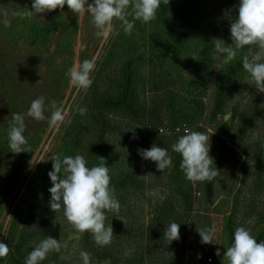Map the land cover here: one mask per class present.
<instances>
[{"label":"rangeland","instance_id":"obj_1","mask_svg":"<svg viewBox=\"0 0 264 264\" xmlns=\"http://www.w3.org/2000/svg\"><path fill=\"white\" fill-rule=\"evenodd\" d=\"M92 2L88 0V3ZM32 4L33 0H0V165L5 166L0 171L3 189L0 198V242L15 214L22 213L16 219L18 227H32L34 224L36 216L31 217L29 198L41 191L39 184L43 171L63 144V135L75 112L92 106L93 94L106 88L104 75L108 70L107 63L117 62L120 55L116 48L119 45L115 40L119 39L117 35H125L126 41H131V45L136 47L133 57L136 81L140 82V86L148 72L146 59L139 58L140 54L157 57L163 53L161 42L153 48L150 38L140 35L135 26L131 34H125L122 22L115 19L113 31L106 38L98 37L91 15L84 13L78 17L67 5L63 9L40 14L33 12L31 18L11 15L16 11L32 10ZM207 10L210 15L206 17V22L215 17L216 0L208 2ZM128 11L132 12L131 7ZM4 12L9 13V27L2 23ZM127 18L133 20L131 14ZM258 50L256 46L250 56ZM93 57L96 58V66L90 73L93 80L91 86L84 90L71 84L68 70ZM118 75L122 74L118 72ZM246 80H250V76L244 70L237 90L227 100L226 110L224 106V112L212 118L206 110H202L195 116L197 125L208 132L209 154L214 159L213 167L219 169V175L210 182L189 181L180 168L182 161L176 162L175 159H172V166L163 172L151 160H146L147 164L133 163L130 159L133 141L128 140V133L136 121L125 116L126 113L121 114V110L104 115L108 122L105 133L98 140L104 154L92 157L83 147L79 154L86 158L88 167L99 165L102 157L105 158L112 174L110 184L114 186L115 197L120 204L118 212H106V225L111 224L114 232L111 241L113 264H168L165 263L167 260L169 264H206V261L228 264L224 254L232 245L229 236L232 234L234 237L235 229L240 226L250 227L255 238L261 236L264 241V164L257 168L256 150L252 146L262 131L261 122L255 120L250 124L242 145L236 147L237 144L231 140L233 123L245 104L254 95L264 97V92H259L254 84ZM41 95L47 98L46 104L55 100L58 107L67 110L64 123L52 127L48 119L37 121L27 116L32 100ZM148 95L151 100L157 99L155 93ZM12 113L25 115L27 127L24 135L28 151L14 153L9 148L8 128ZM50 115L51 110L45 113L46 117ZM113 124L120 125V129L113 130ZM182 127L193 130L187 123ZM82 134L84 146L90 144L89 150H94L92 141L84 140L86 132ZM75 153L67 151L64 156L74 157ZM132 167L136 178L128 176L129 180L123 183L124 174H128ZM147 174L150 175L145 178L143 175ZM8 179H15L11 187ZM181 193L186 196V202ZM55 215L65 219L58 239L67 245L60 250L58 264H80L72 261L78 251L80 233L67 221L61 209ZM168 215L179 216L187 225L189 222L188 243L185 244L182 259L173 248L174 240L162 245L154 239L157 232L166 228ZM229 215H232V220ZM249 220L253 223L249 224ZM212 226L216 229L212 243H201L198 230ZM10 249L13 251L14 243ZM217 249L220 255H216ZM208 252H214L212 261H208ZM10 254L0 258V264H7ZM107 259L103 256L91 264H110Z\"/></svg>","mask_w":264,"mask_h":264},{"label":"trees","instance_id":"obj_2","mask_svg":"<svg viewBox=\"0 0 264 264\" xmlns=\"http://www.w3.org/2000/svg\"><path fill=\"white\" fill-rule=\"evenodd\" d=\"M209 1L169 0L167 5L161 4L154 20L147 23L140 20L134 21V26L140 35L150 38L151 47L154 48L161 42L163 49V53L157 57L140 54L139 58L146 59L148 66L147 78L142 83V88L140 82L136 81V64L133 57L136 47L131 45V41H126L125 35H117L120 40L115 39L119 44L116 48L119 49L120 55L117 62L107 63L108 70L104 75L107 81L106 88L93 94L92 106L88 107L83 115L78 110L75 112L69 128L63 135V144L55 154H61L63 157L67 151H74L77 155L81 152L82 147L86 148V152H89L92 157H95L96 154H104L100 148V141H98L105 133L108 122L105 121L104 115L110 111L121 110V114L126 113L125 116L136 121V125L131 127L128 133V140L133 141L130 157L133 163L147 164L138 149H149L153 144L167 149L172 159L181 162V154L173 151L172 145L185 134L183 130L187 127L182 126H186L187 123L193 127L194 131L201 132L203 128L198 126L195 120L199 111L206 110L209 116L215 118L224 112V106L225 110L228 108L227 100L237 90L239 79L244 72L242 58L244 55L250 56L252 50L257 46H245L238 50L237 56L232 62L219 64L221 70H216L214 67L218 66V61L213 58L215 38L222 39L227 44L232 43L231 18L238 16L240 0H216L215 17L206 22V17L210 15L207 10ZM226 10H231L228 15H225ZM111 56V58L114 57L113 54ZM192 56L198 59H194ZM118 72L122 75L119 76ZM154 93L157 99H149L148 94ZM255 120H259L262 124V131L252 144L256 150V166L259 168L264 164V97L259 94L250 98L249 103L245 104L239 112L237 120L233 123L231 140L237 144L236 147L242 145L250 124ZM119 126L113 124L111 128L119 130ZM83 131L86 132L84 140L87 138L89 143L92 141L94 150H89L90 144L84 146ZM203 132L208 134L206 129H203ZM3 168L5 166L0 165V171ZM52 170L53 161L50 158L43 171L41 184H39L41 191H37L36 195L29 198L30 214L32 218L36 216L33 224L36 226L18 227L16 219H19L22 213H17L11 221L5 237L1 240L9 247L14 243V249L10 251L7 264H25L28 254L40 241L47 236L56 239L61 236L59 231L63 228L65 219L56 218L55 212L50 210L51 193L49 189L53 185L48 173ZM61 176H63V172ZM124 176L123 183L129 180L128 176L136 178L134 167L128 170V174H124ZM14 182L15 179H8L7 183L11 187ZM1 192L3 189L0 185V198ZM182 195L186 202V196ZM61 210L63 211V207ZM229 218L232 220V215H229ZM172 222L180 225L179 239L173 241V248L182 259L185 244L188 243L189 222L187 225L186 222L180 220L179 216L168 215L165 221L166 227ZM231 227L232 223L229 228ZM165 230L166 228H163L157 232L156 236L154 235V239L162 245H168V240L164 237ZM79 237L78 251L72 261H78L81 264L82 259L79 253L87 251L91 254V262L99 261L98 258L104 256L108 257L107 260L110 264L114 263L112 261V243L106 246L96 244L91 232L80 234ZM262 240L261 236L257 238L258 242ZM229 241L234 242L232 234L229 236ZM207 254L210 259L208 261H212L214 252ZM59 255L60 252H50L41 264H58ZM165 263L169 264L168 260ZM205 263L212 264L207 261ZM141 264L144 263L141 262Z\"/></svg>","mask_w":264,"mask_h":264},{"label":"clouds","instance_id":"obj_3","mask_svg":"<svg viewBox=\"0 0 264 264\" xmlns=\"http://www.w3.org/2000/svg\"><path fill=\"white\" fill-rule=\"evenodd\" d=\"M168 3L169 0H93L92 3H88V0H33L32 10L16 11L11 15L31 18L33 12L40 14L57 8L63 9L67 5L78 17L84 13L90 14L97 29L96 35L106 38L114 29V19L122 22L125 34H131L135 20L144 23L154 20L161 4ZM130 7L131 13L128 11ZM230 11L226 10L225 15ZM130 14L132 21L127 18ZM3 16L2 23L9 27V13L4 12ZM231 20L232 43L227 44L224 40L215 38L213 58L218 61V66L214 68L221 70L219 64L232 62L238 50L245 46L257 45L258 51L251 56H243V69L250 76V80L245 82L254 84L259 92H264V0H240L238 16ZM95 66L96 58L93 57L71 67L67 73L70 83L87 90L93 83L90 73ZM46 99L41 95L32 100L27 116L37 121L48 119L50 126L58 127L65 122L68 112L58 107L55 100L46 104ZM49 110L51 115L46 117L45 113ZM78 111L83 115L87 109L82 107ZM11 117L8 128L9 148L14 153L28 151V141L24 135L27 127L25 115L12 113ZM184 133L172 145V149L182 156L180 168L186 178L191 182L213 181L219 175V169L213 167L214 159L209 154V136L205 132L187 128ZM138 152L143 159L156 162L157 169L161 172L172 166L168 150L161 146L153 144L149 149H138ZM51 160L53 170L48 173L53 185L49 189L51 209L56 212L63 207L64 216L76 232H91L96 244L109 245L114 232L111 224L106 225V212H118L120 204L115 197V188L110 184L109 166H106L105 158L102 157L101 163L93 167H88V161L80 154L74 157L53 154ZM150 174L143 176L147 178ZM248 223L252 224L253 221L249 220ZM179 227V223H170L166 227L164 237L170 242L179 239ZM198 232L201 243H212L216 229L212 226L199 229ZM66 246L59 239L47 236L30 251L25 264H41L50 252H60L61 248ZM10 251L8 244L0 242V258L7 257ZM79 255L83 264H91L89 252L81 251ZM216 255H220L219 249ZM224 257L228 264H264V241L258 242L250 227H237L234 242L227 248Z\"/></svg>","mask_w":264,"mask_h":264},{"label":"built area","instance_id":"obj_4","mask_svg":"<svg viewBox=\"0 0 264 264\" xmlns=\"http://www.w3.org/2000/svg\"><path fill=\"white\" fill-rule=\"evenodd\" d=\"M208 260H210V259L208 258Z\"/></svg>","mask_w":264,"mask_h":264}]
</instances>
